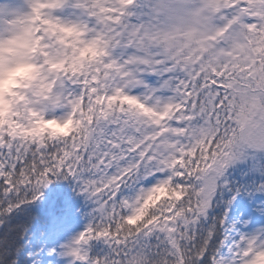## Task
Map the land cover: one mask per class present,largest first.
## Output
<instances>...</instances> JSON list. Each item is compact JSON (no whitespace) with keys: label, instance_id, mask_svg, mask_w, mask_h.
Masks as SVG:
<instances>
[{"label":"trees","instance_id":"1","mask_svg":"<svg viewBox=\"0 0 264 264\" xmlns=\"http://www.w3.org/2000/svg\"><path fill=\"white\" fill-rule=\"evenodd\" d=\"M73 1L65 0L59 4L56 0H46L45 7L37 15L36 34L37 57L44 65L50 56L45 49L46 39L63 48L68 71L65 81L74 96V127L68 135L59 139L46 134L41 147L27 143L18 155H8L0 161L3 168L0 172V264H29L24 256L25 249L35 233L45 232L51 223V211L60 209L65 214L70 189L92 186L97 179L90 165L103 158L109 162L117 160L114 151L113 156L107 158L104 145H97L95 140L102 124L119 118L127 121L131 118L137 126L134 142L138 156L142 155L143 145L153 138L155 127L166 129L165 144L175 162L174 177L165 184L166 188L150 196L139 215H134L133 208L126 212L121 205L122 198L133 190L129 191L124 178L117 190L103 196L101 208H75L74 215L90 222L93 233L105 235L109 240L104 245L90 243L87 259L95 264H212L222 241L221 222L227 203L226 191L231 189L246 194L255 188L264 189V174H255L244 165H236L225 170L216 191L202 192L206 168L212 164L208 154L214 150L228 153L237 137V131L231 137L229 132L252 121L255 116L249 109L252 103L257 110L261 109L255 93L264 88V67L258 69L251 62L252 52L258 51L253 42L261 33L260 27L257 25L256 30H251L248 24L233 25L243 27V37L249 48L229 54V59L236 64L233 71L236 88L231 89L234 93L231 100L221 94L222 87L209 93L196 90L202 84H215L212 74H217L227 59L214 58V54L202 44L205 48L199 51L202 62L200 77L186 83V102L172 106L167 128L160 119L163 105H156L155 98L142 101L138 90L121 83V59L126 58L132 45L126 48L124 44L117 43L115 47L112 34L100 36L94 42L92 25L85 34L71 20L70 5ZM85 1L92 24L102 17L105 23L113 26H135L146 12L134 11L128 0ZM174 1L164 6L167 9L155 17L154 25L159 26L164 20L171 25L177 20L180 24L190 21L194 8L189 7L185 9L187 12L174 16ZM156 2L143 0V7L153 9ZM171 39L175 46L177 39L174 36ZM221 41L215 39V46H219ZM190 46L197 53L196 44ZM131 54H135L134 51ZM164 67L167 65L164 64ZM72 69L77 73L74 78L69 75ZM85 73L90 76L97 73L94 88L90 84L81 85ZM210 97L216 99L214 108L205 103ZM227 100L231 104L224 102ZM244 103L248 105L244 107ZM173 121H178L182 136L175 142L169 137L175 130ZM144 135L148 136V140L141 143ZM199 136L203 137L200 141ZM98 137L102 140L101 136ZM102 141L104 144L107 140ZM153 149L151 145L146 157L152 156ZM3 154L0 150V156ZM146 157H143L144 161ZM258 159L259 164L264 166L262 157ZM123 164L114 162L112 171H125ZM164 176L167 177V173ZM171 206L174 209L171 215L173 225L166 234H156L154 230L145 239L135 237L138 231Z\"/></svg>","mask_w":264,"mask_h":264},{"label":"rangeland","instance_id":"2","mask_svg":"<svg viewBox=\"0 0 264 264\" xmlns=\"http://www.w3.org/2000/svg\"><path fill=\"white\" fill-rule=\"evenodd\" d=\"M170 1L157 0L155 9H148L147 18L140 21L137 27L128 26L119 32L113 30L112 24L102 28L115 37V47L117 43L132 45L131 51L135 54L127 50L126 58L121 59V83L125 87L138 89L145 101L155 98L156 105H163L165 110L160 119L167 128L170 123L169 108L177 105L173 103L186 102L183 96L185 83L200 77L202 62L199 51L205 48L202 44L214 54V58L227 59L219 72L212 74L216 83L202 84L200 88H196L198 92L209 93L222 87L221 94L225 95L226 99L228 96L229 100L232 99L234 93L231 89L236 88L233 77L236 64L229 59V54L249 48L243 37V27L233 25L248 23L261 26L262 33L253 42L258 51L252 52L251 62L252 66L258 69L264 67V0H175L173 3L176 8L172 9V15L187 12L185 9L193 7L190 21L180 24L177 20L171 25L164 20L159 26L154 25L155 17L167 9L164 6ZM163 3L164 6L160 8ZM43 4L44 0H0V64L5 67L0 74V150L4 152L0 161L8 155H18L22 146L27 143L41 147L46 134L59 139L68 135L74 127L71 117L75 108L74 97L65 84L67 72L63 48L51 46L48 42L49 51L53 55L50 58V66L43 67L35 61L33 12L41 9ZM72 13L75 16L72 17L76 21L75 25L86 31L88 19L83 0H75ZM227 24L230 25L223 31V25ZM94 29L96 40V35L101 30L95 27ZM176 30L181 34L176 33ZM173 36L177 39L175 46L171 39ZM215 39L217 42L222 40L219 46H215ZM194 43L197 53L196 49L190 46ZM16 57L21 61L25 60L29 68L24 74L21 68L15 65ZM258 61L262 64L257 63ZM163 64L167 65L166 71ZM178 65L181 70H177ZM156 72L158 77L153 76ZM76 74L74 69L71 70V77H76ZM82 82L94 86L96 76L89 77L85 73ZM255 99L260 103L261 109L257 110L255 103H252L249 106L252 113H255L252 121L229 132L231 137L237 131L236 141L229 152L214 150L208 154L212 163L208 166L214 167L217 174H206L203 178V194L216 191L225 170L236 165H244L255 174H264V166L257 163L260 162L257 161L259 156L264 160V88L262 91H256ZM215 102V97L205 100L209 108H214ZM224 102L231 104L228 100ZM244 104V107L248 105ZM173 123L176 130L178 122ZM135 129L137 126L131 118L128 122L125 118H119L100 126L95 141L97 145H104V155H108L107 158L112 157L114 151L117 160L109 162L103 158L93 166L90 165L97 180L92 186H85L82 190L75 187L70 189L66 199V215L71 216L64 220L61 211L51 213L53 222L47 231L44 234L35 233L25 249L24 256L29 260V264H95L86 257L88 246L92 242L108 244V237L93 233L90 222L83 217L72 216L71 210L77 206L101 208L102 196L117 190L123 178L124 182L128 183L129 191L133 189L131 194L121 200L126 212L132 208L134 212H138L153 193L166 188L165 184L174 177V167L171 171V166L175 163L165 144L166 129L155 127L152 130L154 136L148 144L143 145L140 164H137L139 157L135 154ZM175 130L169 136L173 138V142L181 138ZM98 136L107 141L103 144ZM198 139L200 141L203 137L199 136ZM146 140L148 136L144 135L141 143ZM151 145L154 147L152 156L146 157L145 151ZM126 151L133 153L128 154ZM124 158L126 159L123 160ZM114 162H124L122 167L125 171H112ZM2 170L0 166V172ZM165 173L167 177L164 176ZM225 197H228V200L221 224L222 241L212 264H264V190L256 189L251 195L244 197L230 189L226 191ZM173 212L172 206L166 207L135 237L145 239L154 230L156 234H166L173 225ZM78 228L80 236L75 239ZM74 242L77 244L74 245Z\"/></svg>","mask_w":264,"mask_h":264},{"label":"bare ground","instance_id":"3","mask_svg":"<svg viewBox=\"0 0 264 264\" xmlns=\"http://www.w3.org/2000/svg\"><path fill=\"white\" fill-rule=\"evenodd\" d=\"M14 62H15V65H17V66H19L21 68V71H22L23 74L29 69L27 64H26V62H25V60L21 61L19 58L16 57ZM3 68L5 70V67H3V65L0 64V74H1V72L4 71Z\"/></svg>","mask_w":264,"mask_h":264},{"label":"water","instance_id":"4","mask_svg":"<svg viewBox=\"0 0 264 264\" xmlns=\"http://www.w3.org/2000/svg\"><path fill=\"white\" fill-rule=\"evenodd\" d=\"M208 172H214V170H212V169H209V171Z\"/></svg>","mask_w":264,"mask_h":264}]
</instances>
